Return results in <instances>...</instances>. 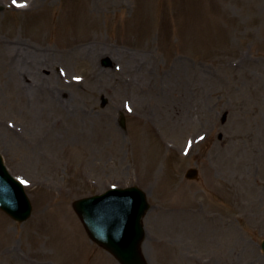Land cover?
I'll list each match as a JSON object with an SVG mask.
<instances>
[{
    "label": "rangeland",
    "instance_id": "374dc122",
    "mask_svg": "<svg viewBox=\"0 0 264 264\" xmlns=\"http://www.w3.org/2000/svg\"><path fill=\"white\" fill-rule=\"evenodd\" d=\"M0 152V264H119L72 205L131 186L149 264H264V0H0Z\"/></svg>",
    "mask_w": 264,
    "mask_h": 264
},
{
    "label": "water",
    "instance_id": "95a60500",
    "mask_svg": "<svg viewBox=\"0 0 264 264\" xmlns=\"http://www.w3.org/2000/svg\"><path fill=\"white\" fill-rule=\"evenodd\" d=\"M121 123L124 126V119ZM187 177L195 179L197 171H189ZM0 208L17 222L26 221L32 213L24 188L8 173L1 155ZM74 208L91 239L109 251L120 264H148L141 251L145 237L142 218L149 210L143 191L136 187L112 190L79 200ZM262 247L264 250V242Z\"/></svg>",
    "mask_w": 264,
    "mask_h": 264
},
{
    "label": "bare ground",
    "instance_id": "6f19581e",
    "mask_svg": "<svg viewBox=\"0 0 264 264\" xmlns=\"http://www.w3.org/2000/svg\"><path fill=\"white\" fill-rule=\"evenodd\" d=\"M16 60L18 61V62H16V63H18V65H27V64H29L28 66H31L30 63L26 62V60H31L32 61L33 58H31V57L27 58L26 56L22 55L20 58L17 57ZM21 67H23V66H21Z\"/></svg>",
    "mask_w": 264,
    "mask_h": 264
}]
</instances>
